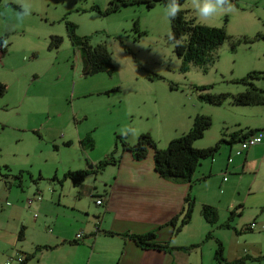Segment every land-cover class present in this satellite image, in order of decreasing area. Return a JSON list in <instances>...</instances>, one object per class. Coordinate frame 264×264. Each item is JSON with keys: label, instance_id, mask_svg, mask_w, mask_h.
Returning <instances> with one entry per match:
<instances>
[{"label": "rangeland", "instance_id": "374dc122", "mask_svg": "<svg viewBox=\"0 0 264 264\" xmlns=\"http://www.w3.org/2000/svg\"><path fill=\"white\" fill-rule=\"evenodd\" d=\"M110 1L0 0V36L8 40L7 53L0 54V81L8 87L0 98V264L30 245L35 213L50 223L49 205L58 185L54 174L63 177L69 164L89 157L82 152L79 136L89 134L95 147H85L104 159L107 152L124 149L119 136L134 144L146 133L166 147L192 126L198 113L210 115L213 123L195 146L231 140L234 132L255 126L264 129V104H238L232 97L250 86L239 79L252 71L264 73V40L243 41L264 33V0L230 2V11L205 21L197 16L192 0L180 4L189 17L225 26L232 38H242L235 49L232 39L223 42L213 63L187 66L169 40L171 20L164 2L152 8L128 5L110 14L93 8L105 10ZM25 2L32 12L20 22L16 13ZM70 22L78 25V34L89 36L91 45L109 48L113 73L84 74L81 51L69 37ZM53 35L63 37L59 48H50ZM251 81L264 89V75ZM204 85L209 89H199ZM204 92L231 95L223 104H214L200 98ZM69 139L72 146L67 145ZM240 148L239 142L231 148L223 141L214 158L202 160L196 172L202 178L196 181L199 195L213 198L220 222L230 215L229 206L242 204L233 224L264 244V163L243 167V158L233 154L234 166L226 169L231 150L245 154ZM40 195L43 200L38 202ZM194 215L212 226L201 205H195ZM253 221L257 226L247 230ZM23 224L29 227L27 241L18 239Z\"/></svg>", "mask_w": 264, "mask_h": 264}, {"label": "crops", "instance_id": "0c3cea01", "mask_svg": "<svg viewBox=\"0 0 264 264\" xmlns=\"http://www.w3.org/2000/svg\"><path fill=\"white\" fill-rule=\"evenodd\" d=\"M259 127L255 129H263ZM87 135L79 136L78 140L84 156L89 157L86 162L73 161L64 175L70 170H91L102 160L101 154L94 157L88 147L82 145ZM73 144V140L67 141V145ZM243 151L245 154L231 150L226 169L234 166L233 154L243 158V167L264 163V129L262 142ZM115 157L116 162L108 164L102 172H91L79 186L69 178L54 174L58 185H55L54 199L49 205L52 207L49 208L50 223L46 225L47 217L39 218L35 213L34 233L30 238L25 232L23 239L30 238L31 243L24 250H17V253L31 255L23 264H264V244L255 242L250 234H243L245 230L240 231L239 224H233L234 218L231 224L236 230L203 224L194 215L180 232H174V225L169 222L181 212L188 193L195 197L196 206L216 205L211 201L213 198L209 200L199 195L201 190L196 181L202 178L196 175L197 170L192 182H175L157 172L152 149L140 160L132 151L124 149L117 150ZM226 179L224 182L228 181ZM99 197L104 200L102 204L96 201ZM229 216L219 223L228 221ZM209 232L212 237L206 239ZM77 233L83 234L80 240L76 238ZM149 233L154 234V241L172 246L200 245L190 250L146 248L134 238V235ZM218 240L223 244L225 262L216 258ZM238 259L243 261L236 263Z\"/></svg>", "mask_w": 264, "mask_h": 264}, {"label": "trees", "instance_id": "16d2710c", "mask_svg": "<svg viewBox=\"0 0 264 264\" xmlns=\"http://www.w3.org/2000/svg\"><path fill=\"white\" fill-rule=\"evenodd\" d=\"M186 0H179V4H183ZM156 2L168 3V0H111L109 6L102 10L99 6L95 5L93 8L100 14H110L115 11H119L122 7L134 4L145 3L149 8H152ZM230 2L237 3V0H230ZM187 10L181 9L175 19H171V32L169 34V40L174 45V50L177 55L182 58L184 65L188 63H196L198 65H207L213 63L216 59L215 50L226 40L232 39V48L235 49L237 44L242 40L232 38L228 34L225 26H211L197 21L194 17L187 15ZM78 25L70 22L68 24L69 37L73 44L78 47H84L87 52V72L86 75H92L101 71L113 73L115 70V64L112 58V52L105 44H97L95 46L90 44V38L87 35H80L77 33ZM135 29L138 31V24H135ZM174 37V39H170ZM255 39H263L264 33L257 34L254 38L244 37L243 41H253ZM5 40L4 36H0V54L4 56L8 47L3 46ZM63 42V37L60 35L51 36L50 48H59ZM264 75L263 72L252 71L247 76L239 79L246 84H250L246 90L240 91L236 94H232L233 101L238 104H264V89L256 86L251 79ZM199 89L206 91L208 86H200ZM8 90L7 84L0 81V98L3 97ZM230 93H211L204 92L200 94V98L204 101L223 104ZM213 119L210 115L204 113H198L194 117L192 126L180 136L172 138L166 147H160L156 141L149 134H141L134 144H129L119 136L120 141L123 143L124 150L132 151L133 155L137 159H144L149 154L150 150L154 151L155 168L157 172L164 178L175 182H192L193 175L201 165L202 160L215 157L221 148V142H228L233 146L234 142L242 143L250 135L260 132V129L249 128L247 131L234 132L231 140L222 139L215 145L208 147H197L195 142L197 139L204 136L205 131L212 125ZM82 145L93 149L94 140L90 135H87L82 141ZM69 144V143H68ZM243 150V149H242ZM115 149L110 155L100 160L96 167L93 169H78L68 171L63 179H71L75 186L81 185L88 174L91 172H102L108 164L117 161ZM19 176L23 177V172ZM21 183V182H20ZM41 196V195H40ZM39 201V199H37ZM36 200V201H37ZM196 199L188 193L185 198V203L182 207L179 215L170 220L169 223L174 225V232H180L182 228L191 222L193 213L195 210ZM242 207V204L236 206L231 210L229 220L224 223L219 222L218 208L211 204L202 205V215L207 222L212 226L218 225L227 228L237 229L231 224V220L237 214L236 211ZM242 209V208H240ZM26 226L23 224L18 234V239L23 240L25 238ZM249 230V229H247ZM212 237V233L209 232L206 235V239ZM134 238L141 246L146 248L154 247L159 249L166 248H184L191 249L199 244H192L189 246H172L169 243L154 241V234L149 233L146 235H134ZM224 248L220 240H218V246L216 249V258L221 262H225ZM27 258L23 263H26L31 255H26ZM242 259H238L236 263L242 262ZM225 264H228L225 262Z\"/></svg>", "mask_w": 264, "mask_h": 264}, {"label": "clouds", "instance_id": "9594fccd", "mask_svg": "<svg viewBox=\"0 0 264 264\" xmlns=\"http://www.w3.org/2000/svg\"><path fill=\"white\" fill-rule=\"evenodd\" d=\"M192 4L195 8L197 16L202 21L208 20L219 12H227L231 10L230 0H192ZM181 7L182 6L179 4V0H168V3L165 6V12L169 18L175 19L181 11ZM31 12V5L26 2L22 3L21 11L16 13V18L18 21L22 22L25 17L31 15ZM170 39H174V37L170 36ZM7 45L8 40L5 39L3 46L7 47Z\"/></svg>", "mask_w": 264, "mask_h": 264}, {"label": "built area", "instance_id": "2783aa9c", "mask_svg": "<svg viewBox=\"0 0 264 264\" xmlns=\"http://www.w3.org/2000/svg\"><path fill=\"white\" fill-rule=\"evenodd\" d=\"M261 142H262V132H257V133L250 135L245 140H243L241 143V148L243 150H247L250 147L255 146ZM37 199L41 200L42 196H38ZM103 201L104 200L102 197L101 198L99 197L97 199L98 204H102ZM32 203H33V199H29L28 200V204H30L29 206H31ZM256 226H257V222L253 221L250 223V225L248 227H246V229L253 230ZM82 237H83L82 233H77V235H76L77 240H80ZM26 258H27V256L24 255L23 253H16L15 255L10 256L5 261V264H23V262L26 260Z\"/></svg>", "mask_w": 264, "mask_h": 264}, {"label": "water", "instance_id": "95a60500", "mask_svg": "<svg viewBox=\"0 0 264 264\" xmlns=\"http://www.w3.org/2000/svg\"><path fill=\"white\" fill-rule=\"evenodd\" d=\"M80 51H81V58L83 60V64H84V74L86 75V73H88L87 70V52L85 50L84 47H79ZM89 168H93V165H89Z\"/></svg>", "mask_w": 264, "mask_h": 264}]
</instances>
